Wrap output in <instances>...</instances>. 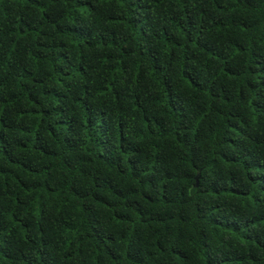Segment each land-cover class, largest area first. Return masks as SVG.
<instances>
[{"label":"trees","instance_id":"obj_1","mask_svg":"<svg viewBox=\"0 0 264 264\" xmlns=\"http://www.w3.org/2000/svg\"><path fill=\"white\" fill-rule=\"evenodd\" d=\"M0 264H264V0H0Z\"/></svg>","mask_w":264,"mask_h":264}]
</instances>
